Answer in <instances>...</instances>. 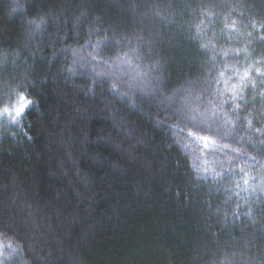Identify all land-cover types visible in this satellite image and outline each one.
<instances>
[{"label":"trees","instance_id":"16d2710c","mask_svg":"<svg viewBox=\"0 0 264 264\" xmlns=\"http://www.w3.org/2000/svg\"><path fill=\"white\" fill-rule=\"evenodd\" d=\"M261 73L264 0H0V264H264Z\"/></svg>","mask_w":264,"mask_h":264},{"label":"snow or ice","instance_id":"6c2138e0","mask_svg":"<svg viewBox=\"0 0 264 264\" xmlns=\"http://www.w3.org/2000/svg\"><path fill=\"white\" fill-rule=\"evenodd\" d=\"M221 75H223V73H221ZM261 75H264V73H261ZM247 76H248V72L246 71V72L244 73V77H241V79L243 80V79H244L245 77H247ZM235 94L238 95V92L235 93ZM20 99L23 101L25 98H24L23 96H21ZM25 107H26V104H25V103H21L18 107H15V109H14L15 116L13 117V121H14V122H16V121H15V117H19V116H21V114L25 111ZM236 107L239 108L240 105L237 104ZM3 111H4V112H8L9 109H8V108H4ZM202 139H205V140H206L207 138L202 137ZM250 159H254V158H250ZM242 171H243V170H242ZM244 183H245V184H248V180H244ZM237 187H239V185H237ZM237 211H238V208H237Z\"/></svg>","mask_w":264,"mask_h":264}]
</instances>
